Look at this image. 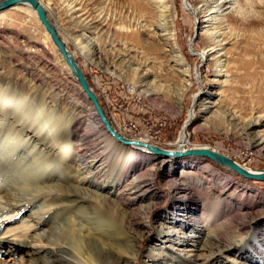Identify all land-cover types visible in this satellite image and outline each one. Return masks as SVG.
Wrapping results in <instances>:
<instances>
[{
    "label": "rangeland",
    "instance_id": "rangeland-1",
    "mask_svg": "<svg viewBox=\"0 0 264 264\" xmlns=\"http://www.w3.org/2000/svg\"><path fill=\"white\" fill-rule=\"evenodd\" d=\"M42 2L47 9L45 11L49 22L81 68L107 120L121 136L132 141L145 140L146 144L164 150H180L178 140L185 127L184 133L188 142L183 145V151L199 147L216 149L219 154L245 165L247 169L264 170V150L259 151L251 146L253 137H261L264 141V8H258L255 15L245 16L239 22L228 26V41L224 46L226 58L222 59L225 61V72L221 74L223 76L216 77L212 61L206 62L200 58L206 46L201 36L202 14L185 11V0H174L177 43L187 63L189 75V88L179 106L175 94L182 88L184 68L172 62L166 52V45L153 35L152 13L146 8L144 0ZM190 2L195 4V0ZM69 5H76V9L80 7L88 19L82 22L84 18H79L81 14L66 15ZM19 18L23 30L17 38L15 36L11 42L0 34V77L7 78V86L12 87L11 83L17 81L18 89H31L39 97L45 92L49 96V109L55 110L60 106L62 108L59 109V114L63 117L81 116L90 124V107L43 28L32 15L21 14ZM224 23L228 24L226 18ZM142 25L145 28H140ZM75 37L82 40V44L75 43ZM86 43L92 50L89 56H85L82 49ZM43 46L48 47L45 49L47 56L36 52ZM34 47L35 52L32 49ZM224 80L226 83L221 84ZM126 91H129L134 100L124 96ZM207 99L215 105L204 115L200 110L205 107L203 105ZM114 108L118 112L113 118ZM189 113H194V117L187 121ZM213 114L222 117V123L213 122L211 125L215 129H205L203 124H207ZM226 119L231 124H245L249 120H255L256 125L249 131L250 136L246 137L241 135L239 127L234 130L231 125L228 126ZM119 124L124 128H116ZM144 134L148 137H141ZM90 144L100 148L103 146L101 137L93 138ZM98 151L103 154V150ZM157 158L160 157L151 155L147 161V165L153 168L152 190L157 198L139 199L130 206L129 212L119 205L114 213H103L104 218H109V225L112 227L108 232L115 233L118 241L130 243L127 250L109 257L106 264H176L170 259L165 262L153 261V254L160 247L169 248L172 255L180 258L179 260L194 256L205 258L198 251V247L208 239L206 232L199 234L203 239L202 243L192 239L183 245L173 241L176 237H165V231L160 232L159 219L171 211L175 195H181L175 194L171 184L167 182L171 170L206 165L208 170L214 171L221 178H229L236 187V196L242 195L244 204L253 208L252 212L257 213L255 215L258 219L264 220V208L260 207L264 203V182L244 179L231 170L202 158H168L154 172L158 168ZM142 167L144 169L146 164ZM102 174L106 173L102 171L98 179L100 184L103 180H108V176ZM116 179V175L110 177V180L119 182L128 194L127 185L132 181V174L122 175V180ZM105 193L111 194L110 190ZM211 193L208 191L209 195ZM214 206L209 205L210 212H213ZM184 207L193 209L194 205L188 203ZM12 211L2 217L13 216ZM28 215L29 212L21 218L28 220ZM227 215L231 218L234 216L230 213ZM233 220L231 226L223 231L224 239L234 242L232 244L243 241L247 244L250 232L239 231L238 226L248 225L252 219L238 214ZM19 226L21 225L12 220L6 228H15V232L21 235L25 229ZM193 226L194 224H190L187 233ZM35 243L40 244L41 241L36 240ZM5 250L7 251L4 247L0 250V264H33L35 256L31 250L11 255ZM207 259L208 264H236L239 258L237 251L230 248L220 259ZM257 262L264 264L263 260Z\"/></svg>",
    "mask_w": 264,
    "mask_h": 264
},
{
    "label": "bare ground",
    "instance_id": "bare-ground-1",
    "mask_svg": "<svg viewBox=\"0 0 264 264\" xmlns=\"http://www.w3.org/2000/svg\"><path fill=\"white\" fill-rule=\"evenodd\" d=\"M38 1L47 10L42 0ZM144 1L146 8L152 13L153 35L166 45V52L172 62L184 68L182 88L175 94L176 103L180 106L189 88V75L187 63L177 43L174 0ZM183 6L185 11L202 14L201 36L206 46L200 58L206 62L212 61L218 77L225 72V61L222 59L226 58L224 46L228 41V26L245 16L255 15L256 9L264 8V0H195L194 5L190 0H185ZM82 12L80 7L76 9V5H69L66 15L81 14L79 18H84V22L88 16ZM21 14L35 17L50 39L36 11L28 4L15 5L0 12L2 38L10 41L15 36L17 38L23 30L19 18ZM225 18L227 25L224 23ZM140 28H145V25ZM73 39L75 43L82 44V40L76 37ZM52 45L54 46L53 43ZM35 48H32L34 52ZM47 48L43 46L36 52L47 56ZM82 49L85 56L91 55L88 43ZM55 50L57 51L56 47ZM57 53L59 54L58 51ZM59 56L63 60L60 54ZM64 65L77 82L65 62ZM6 82L7 78L0 77V250L6 248L5 252L9 255L31 250L35 256L33 264H106L113 254L127 250L130 243L118 241L115 233L108 232L112 227L109 225V218H104L103 213H114L119 205L129 212L130 206L137 200L157 198L152 190L153 168L147 165L152 154L145 149L127 147L116 142L99 121L95 109L81 88V95L90 107V124L81 116L63 117L59 114V109L62 108L60 106L55 110L49 109V96L45 92L39 97L31 89H18L17 81L11 83L12 87L7 86ZM224 83L225 80L221 82ZM214 105L207 99L203 105L205 107L200 111L205 115ZM74 109L77 110V107ZM213 115L207 124H203L205 129H215L211 125L213 122L222 123V117ZM193 117L194 113H189L187 121ZM227 122L234 130L239 127L241 135L246 137L250 136L249 131L256 125L255 120H249L245 124ZM184 131L185 127L178 140L180 151H183V145L188 142ZM100 137L103 144L101 148L90 144L93 138ZM252 139L254 141L250 144L253 149L264 150L261 137ZM98 150H103V154ZM97 151L101 155L96 154ZM211 151L218 153L216 149ZM156 157L160 158H157L158 168L154 172L168 159ZM234 162L245 170L254 171ZM144 164L146 167L143 169ZM102 171L106 173L102 176H108V180H103L100 184L98 179ZM128 174H132V181L127 185L129 189L126 194V189H122L120 183L110 180V177L116 175V180H122V175ZM168 179L175 194L181 195H175L173 208L159 219L160 232L165 231V237H176L173 241L178 245L192 239L202 243L203 239L199 234L206 232L208 239L198 247L205 258L194 256L179 260L169 248L160 247L153 254L154 262L170 259L176 264H208L207 258L220 259L230 248L238 253L236 264H259L257 260L264 261V220L258 219L255 215L257 213L252 212L253 208L244 204L242 195L236 196V187L229 178H221L214 171L208 170L206 165H194L189 169L183 167L179 171L171 170ZM107 190L111 194L105 193ZM208 191L212 193L209 195ZM188 203L193 204L194 208L184 207ZM209 205H215L213 212L209 211ZM261 206L264 208V203ZM10 211L14 212L13 216L2 217ZM27 212L29 219L23 220L21 216ZM228 213L234 216L231 218ZM238 214L252 219L248 225L238 226L239 231L250 232L247 244L244 241L232 244L234 242L224 239L223 231L231 226ZM12 220L25 229L23 234L18 235L15 228H6ZM190 224L194 226L187 233ZM36 240L41 243L36 244Z\"/></svg>",
    "mask_w": 264,
    "mask_h": 264
},
{
    "label": "water",
    "instance_id": "water-1",
    "mask_svg": "<svg viewBox=\"0 0 264 264\" xmlns=\"http://www.w3.org/2000/svg\"><path fill=\"white\" fill-rule=\"evenodd\" d=\"M23 4L30 5L31 8L36 11L38 18L41 24L44 26L46 32L48 33L52 43L54 44L57 51L63 58L64 62L71 71L72 75L75 77L82 92L91 102L93 108L95 109L99 121L104 126L105 130L113 137V139L116 142L127 147L142 148L152 155L173 158L174 160L184 159V158L207 159L215 164H218L222 167L231 170L232 172L236 173L237 175H239L244 179L264 182V170H254V171L245 170L242 167H240L237 163H235L232 159L208 149H188L186 151L164 150L150 144L140 143L138 141H132L119 135L109 124L105 116V113L98 102L96 95L90 90L89 84L81 68L79 67L78 63L71 55V53L67 50L63 41H61L56 29L50 24L45 9L42 7V5H40L37 0H2L0 1V12L15 5H23Z\"/></svg>",
    "mask_w": 264,
    "mask_h": 264
},
{
    "label": "built area",
    "instance_id": "built-area-1",
    "mask_svg": "<svg viewBox=\"0 0 264 264\" xmlns=\"http://www.w3.org/2000/svg\"><path fill=\"white\" fill-rule=\"evenodd\" d=\"M126 92H127V94H124V96H127V97L131 98L132 100H134V99H133V96L129 93V91H126ZM136 106H137V105H136ZM117 112H118L117 109L114 108V116H112L113 118H114L115 116H117V114H116ZM116 128H124V127L121 126V125L119 124V126L116 127ZM134 128H136V126H135ZM141 137H148V135H147V134H144V135H142Z\"/></svg>",
    "mask_w": 264,
    "mask_h": 264
}]
</instances>
